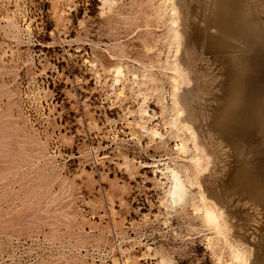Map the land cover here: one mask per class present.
Listing matches in <instances>:
<instances>
[{"label":"rangeland","instance_id":"obj_1","mask_svg":"<svg viewBox=\"0 0 264 264\" xmlns=\"http://www.w3.org/2000/svg\"><path fill=\"white\" fill-rule=\"evenodd\" d=\"M178 6L0 0V264H264L201 187Z\"/></svg>","mask_w":264,"mask_h":264},{"label":"bare ground","instance_id":"obj_2","mask_svg":"<svg viewBox=\"0 0 264 264\" xmlns=\"http://www.w3.org/2000/svg\"><path fill=\"white\" fill-rule=\"evenodd\" d=\"M183 1L178 0V8ZM188 2L190 11L184 7ZM188 2L184 10L180 8L178 35L184 48L179 59L186 63L193 86L177 94L184 110L179 119L192 128L200 154L207 160L203 181L199 180L206 187V199L218 206L220 218L231 222V232L245 247L250 235L264 231V23L257 12L264 1ZM205 53L203 67L206 70L208 65V70L198 85L195 67ZM174 182L171 194L178 200L185 186L178 175ZM208 214L219 219L216 210L209 208ZM255 245L261 249V244Z\"/></svg>","mask_w":264,"mask_h":264}]
</instances>
